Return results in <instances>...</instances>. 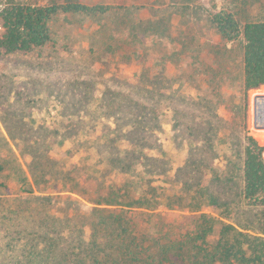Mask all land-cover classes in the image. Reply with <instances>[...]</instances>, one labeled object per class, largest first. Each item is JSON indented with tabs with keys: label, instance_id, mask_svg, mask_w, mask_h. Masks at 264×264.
<instances>
[{
	"label": "rangeland",
	"instance_id": "1",
	"mask_svg": "<svg viewBox=\"0 0 264 264\" xmlns=\"http://www.w3.org/2000/svg\"><path fill=\"white\" fill-rule=\"evenodd\" d=\"M75 1L110 9L59 11L40 56L0 55V245L3 231L22 227L74 238L84 213L120 184L113 161L140 159L137 144L152 158L138 164L145 180L205 185L222 206L203 212L261 235L264 208L240 189L244 137L264 146V86L244 95L242 38L223 40L208 14L227 8L240 23L264 20V0Z\"/></svg>",
	"mask_w": 264,
	"mask_h": 264
},
{
	"label": "trees",
	"instance_id": "2",
	"mask_svg": "<svg viewBox=\"0 0 264 264\" xmlns=\"http://www.w3.org/2000/svg\"><path fill=\"white\" fill-rule=\"evenodd\" d=\"M122 1L117 0V6H123ZM109 9L110 5L75 0H51L44 5L6 1L0 4V55L20 52L40 56L39 50L51 41L48 22L59 11L92 16ZM208 18L223 40L242 38L244 95L264 86V20L248 18L240 23L235 12L227 8L209 13ZM138 146L133 151L139 150L134 153L142 156L135 157V163L113 161L120 164L116 169L122 177L120 184L84 213L89 221L77 229L74 238L62 232H36L30 227L3 231L0 258L3 256L4 261L0 264H264V230L261 235L251 234L203 212L206 206L212 210L222 206L221 195L205 185L194 187L189 181L167 179V175H158L156 181L167 180L169 186L145 180L146 171L138 164L141 159L152 158L143 155ZM263 151L264 146L255 137H244L240 190L247 202L260 208H264ZM210 170L209 178L222 183V172ZM3 203L0 199V206ZM163 204L166 209H159ZM14 208L8 212L15 213ZM174 208L188 213H174ZM44 224L49 227V222ZM13 240L20 242V248Z\"/></svg>",
	"mask_w": 264,
	"mask_h": 264
}]
</instances>
